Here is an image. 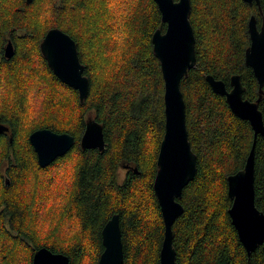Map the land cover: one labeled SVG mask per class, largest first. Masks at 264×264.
<instances>
[{
	"label": "trees",
	"instance_id": "obj_1",
	"mask_svg": "<svg viewBox=\"0 0 264 264\" xmlns=\"http://www.w3.org/2000/svg\"><path fill=\"white\" fill-rule=\"evenodd\" d=\"M190 3L196 64L180 90L197 173L183 189L184 211L172 226L176 262L264 264V242L248 257L228 216L227 177L243 169L253 131L205 81L210 75L229 90L230 77L239 75L243 99H258L244 54L248 21L254 16L260 27L264 0L263 18L254 3L242 0ZM52 28L76 44L89 80L82 105L77 91L53 75L40 53V42ZM157 29L163 32L165 25L153 0H0V124L9 129L0 134V264H31L42 247L67 256L69 264H97L101 230L114 214L123 264H159L164 227L153 181L164 133V84L152 50ZM8 43L10 59L4 56ZM258 107L264 122V90ZM88 117L102 126V153L80 148ZM39 129L74 138L73 147L45 168L38 166L28 139ZM67 163L68 173L60 175ZM254 164L255 206L264 214L260 136ZM33 171L53 175L36 190L27 180ZM43 191L47 195L32 212L35 195L40 198ZM52 212L60 224L41 225Z\"/></svg>",
	"mask_w": 264,
	"mask_h": 264
},
{
	"label": "water",
	"instance_id": "obj_2",
	"mask_svg": "<svg viewBox=\"0 0 264 264\" xmlns=\"http://www.w3.org/2000/svg\"><path fill=\"white\" fill-rule=\"evenodd\" d=\"M32 0H25L28 4ZM159 10L162 32L157 29L151 38L152 50L158 60L164 84V133L159 145L153 192L156 197L164 227L159 253V264H177L172 245V226L183 214L179 200L183 189L197 173L196 155L191 150L185 124V102L180 83L195 67V36L190 24V0H153ZM260 8V0H242ZM249 46L245 50L244 64L252 70L259 97L256 101L243 99L245 88L240 76L232 75L230 89L224 82L207 75L205 81L216 95L223 96L231 113L247 121L253 131V143L242 170L227 177V195L231 201L228 216L238 239L249 257L264 242V214L255 206L254 145L257 136L264 140V122L258 104L264 90V21L260 27L254 16L248 24ZM40 53L53 75L63 84L77 91L80 105L89 91V80L83 73L75 42L64 32L52 28L44 35L39 45ZM13 47L8 43L4 56L10 59ZM8 128L0 124V134ZM29 143L36 155L37 164L45 168L57 158L64 156L74 145L69 134H57L48 129H39L29 136ZM11 141V139H10ZM81 150H98L102 153L105 141L102 126L88 117L79 142ZM122 169L128 170L127 166ZM133 172L137 173L134 168ZM103 251L97 264H123L122 234L119 216L114 214L101 230ZM31 264H69L67 256L53 253L48 248L36 250Z\"/></svg>",
	"mask_w": 264,
	"mask_h": 264
},
{
	"label": "rangeland",
	"instance_id": "obj_3",
	"mask_svg": "<svg viewBox=\"0 0 264 264\" xmlns=\"http://www.w3.org/2000/svg\"><path fill=\"white\" fill-rule=\"evenodd\" d=\"M69 169H70L69 163L63 165L60 175H64L65 176L68 173ZM121 172L123 174V171H121ZM47 174H49L51 177L53 175V174H50V173H47ZM49 175H46V176L43 177V175H41L39 172L33 171V177H32L31 174H29L27 180H28V183H30V185H32V184L33 185H37L36 188L35 187L34 188L36 190H38V187H40V185L45 183V177H47ZM60 175H56V177L60 176ZM38 180H39V182H38ZM27 191H28V189H27ZM37 195L38 194H36L34 199H33L34 202L31 203L32 212L33 211H36V212L38 211L37 205L41 204L42 199L47 195V193H46V191H43V194L40 195V198H38ZM51 220H52V222H51ZM46 224H52L53 227H55V226L60 224V221L58 223V219L55 218L54 212L51 213V216H47L43 220H41V225H46Z\"/></svg>",
	"mask_w": 264,
	"mask_h": 264
},
{
	"label": "flooded vegetation",
	"instance_id": "obj_4",
	"mask_svg": "<svg viewBox=\"0 0 264 264\" xmlns=\"http://www.w3.org/2000/svg\"><path fill=\"white\" fill-rule=\"evenodd\" d=\"M124 170H126V169H124ZM121 175H123V174L121 173Z\"/></svg>",
	"mask_w": 264,
	"mask_h": 264
},
{
	"label": "bare ground",
	"instance_id": "obj_5",
	"mask_svg": "<svg viewBox=\"0 0 264 264\" xmlns=\"http://www.w3.org/2000/svg\"><path fill=\"white\" fill-rule=\"evenodd\" d=\"M191 144V143H190ZM106 148V147H105Z\"/></svg>",
	"mask_w": 264,
	"mask_h": 264
}]
</instances>
